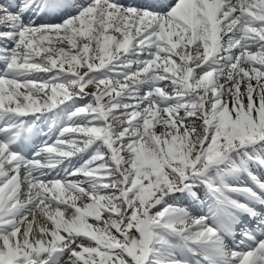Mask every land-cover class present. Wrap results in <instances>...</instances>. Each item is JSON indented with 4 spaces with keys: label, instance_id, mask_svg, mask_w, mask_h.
Instances as JSON below:
<instances>
[{
    "label": "snow or ice",
    "instance_id": "6c2138e0",
    "mask_svg": "<svg viewBox=\"0 0 264 264\" xmlns=\"http://www.w3.org/2000/svg\"><path fill=\"white\" fill-rule=\"evenodd\" d=\"M0 264H264V0H0Z\"/></svg>",
    "mask_w": 264,
    "mask_h": 264
},
{
    "label": "rangeland",
    "instance_id": "374dc122",
    "mask_svg": "<svg viewBox=\"0 0 264 264\" xmlns=\"http://www.w3.org/2000/svg\"><path fill=\"white\" fill-rule=\"evenodd\" d=\"M159 129V128H158ZM158 129H157V131H158Z\"/></svg>",
    "mask_w": 264,
    "mask_h": 264
},
{
    "label": "bare ground",
    "instance_id": "6f19581e",
    "mask_svg": "<svg viewBox=\"0 0 264 264\" xmlns=\"http://www.w3.org/2000/svg\"><path fill=\"white\" fill-rule=\"evenodd\" d=\"M158 131H159V129H158Z\"/></svg>",
    "mask_w": 264,
    "mask_h": 264
}]
</instances>
